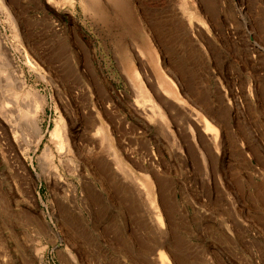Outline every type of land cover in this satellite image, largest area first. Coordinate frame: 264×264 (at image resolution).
Segmentation results:
<instances>
[{
    "label": "rangeland",
    "instance_id": "obj_1",
    "mask_svg": "<svg viewBox=\"0 0 264 264\" xmlns=\"http://www.w3.org/2000/svg\"><path fill=\"white\" fill-rule=\"evenodd\" d=\"M0 46V264H264V0H0Z\"/></svg>",
    "mask_w": 264,
    "mask_h": 264
},
{
    "label": "bare ground",
    "instance_id": "obj_2",
    "mask_svg": "<svg viewBox=\"0 0 264 264\" xmlns=\"http://www.w3.org/2000/svg\"><path fill=\"white\" fill-rule=\"evenodd\" d=\"M136 1V0H135ZM183 4V8H184V12L187 15V18H188V22L191 23L193 22L192 24H194L195 26H197V28H203L205 27V23L204 21L198 16L197 12L190 8H188V6H186L185 2L182 3ZM138 6V5H137ZM86 8H87V5H86ZM192 10V11H191ZM8 13V12H7ZM9 18V17H8ZM11 18V17H10ZM13 24V23H12ZM196 28V27H195ZM204 29V28H203ZM194 31V30H193ZM199 31V30H198ZM200 32V31H199ZM202 34V33H201ZM204 47V46H203ZM0 56H1V59L4 61L5 65H9L11 66L12 68L13 67V64L14 62L13 61H10L6 56H5V52H3V49L2 47L0 46ZM29 61V60H28ZM33 72V71H32ZM13 83L15 85L18 86V89L19 90H23V89H26L27 87V84H26V81H25V78L23 77V74L22 72H13ZM36 74V73H35ZM12 77V76H11ZM12 82V81H11ZM175 83V82H173ZM166 92V90H165ZM26 97H32L34 98L36 101L33 103L34 104V109L35 111L33 110V112L37 113L39 108H40V105L38 103V95L31 89L27 88V93L25 95ZM142 96H143V100H145V102L147 103L146 104V112H148V114L146 113H143L142 115L144 116L143 118L146 119L147 121L151 120V117H154L155 116V120L154 122L155 123H161V120L164 119V115L162 113V111L160 110V108L157 106V103H155L151 97L146 93V91H142ZM28 99V98H27ZM31 99V98H30ZM33 101V100H32ZM6 105V104H5ZM5 105L3 104L4 106V109H5ZM30 113V112H29ZM3 115V114H2ZM8 117V116H7ZM6 118V117H5ZM11 118V116L9 117V119ZM62 118V117H61ZM12 119V118H11ZM7 121H8V118H7ZM205 121V133H208L209 131L212 130V127L206 122V120L204 119ZM12 122V121H11ZM7 126V125H6ZM14 126V125H13ZM72 126V125H71ZM14 128V127H13ZM12 128V125H11V128L9 129V133L12 135V138L13 140H17L16 137H17V133H16V129L15 131L13 130ZM16 128V127H15ZM29 128L32 129L33 133L37 136L39 135L40 133V128L38 126V123H37V118H36V115L32 117L31 121H30V124H29ZM7 131V129H6ZM8 133V132H7ZM79 133V132H78ZM6 134V133H5ZM100 135H102V132H101V128H97V130L94 132V137H99ZM79 135H77V133H75V131L72 130V128H69V129H66V126L64 124V122L59 119L55 122V126H54V129L53 131L51 132L50 134V141L52 143H55L56 144V152L58 154V158H59V162L60 164H66L68 161L65 160L64 157H67L69 153L72 152V150H75L76 153H79L80 150L82 148H80V145L78 144V142H76L77 138H78ZM92 136V135H91ZM82 137V136H81ZM100 138V137H99ZM210 139H212L214 141V138L211 137ZM105 140V139H104ZM209 141V140H208ZM100 142V140H99ZM37 141L35 140L33 145H36ZM106 143V142H105ZM96 146V145H94ZM93 146V147H94ZM215 146V144L213 145ZM217 146H215V148H217ZM86 152H88L86 150ZM125 152V151H124ZM82 153V151H81ZM76 156V155H75ZM86 158L88 156H85ZM112 157H113V164H115L116 167H118V170L119 167H120V163L118 162V159H116V156H114V154H112ZM43 161H51V164H52V161L55 160V157L53 156V154L51 153V150H46L42 153V157ZM89 158V157H88ZM132 161V160H131ZM69 163V162H68ZM134 163V162H133ZM65 166V165H64ZM55 167V168H54ZM53 167V170L55 171V175H56V183H59L60 181V176H59V169L58 167L59 166H54ZM121 171V170H120ZM124 173V172H123ZM127 175V174H126ZM128 177V176H126ZM52 178V177H51ZM127 179V178H126ZM63 180V179H62ZM51 181V180H50ZM143 189L146 191L147 193V201H148V207H150L149 209V213L151 214V219L152 221L154 222V226L153 228L158 230L161 234V237L163 239H165V232L163 231V222H162V217H161V214L158 210V207L157 205L155 204V200L151 194V191H150V187L151 186H146V183L145 185L143 184ZM142 194V193H141ZM161 240V239H160ZM159 247H163V243L162 242H159ZM154 254V253H153ZM159 256H160V260H161V263L162 264H166V257L164 255V253H159ZM157 257V256H156ZM158 262V261H157Z\"/></svg>",
    "mask_w": 264,
    "mask_h": 264
}]
</instances>
